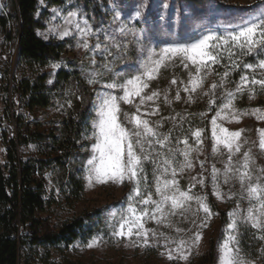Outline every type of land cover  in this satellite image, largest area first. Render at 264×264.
Instances as JSON below:
<instances>
[{"label":"rangeland","instance_id":"374dc122","mask_svg":"<svg viewBox=\"0 0 264 264\" xmlns=\"http://www.w3.org/2000/svg\"><path fill=\"white\" fill-rule=\"evenodd\" d=\"M97 1L104 13L98 21H89L80 8L66 11L64 7L56 6L51 8L52 14L47 19L46 27L38 30V33L45 40L69 41L81 58L84 77L94 92L91 131L87 139L90 145L82 149L80 159L85 184L84 195L74 207L63 204L65 208L61 213L63 215L100 213L103 216L102 228H99L90 239H77L68 247L61 245L37 248L23 245L20 251V264H218L221 255L220 245L229 234L236 237L238 243L233 246L240 249L238 255L245 264H264V216L260 215L256 202L250 203L247 196L250 183L264 185V150L259 147L260 137L257 131L264 129V119H257V116L264 115V90H261L259 85L251 83L253 77L257 80L264 79V69L244 67L245 64L258 65L259 60H264V52H259V55L256 52L245 55L235 48L227 51L217 50L220 56L218 62L208 61V66L199 72L196 65L190 61L182 62L180 57L166 60L154 73L153 79L148 80L145 77L148 87L141 93L144 97L143 103L141 97H132V103L119 101V121L126 128L130 131L136 130L133 123L125 119L124 114L127 113L129 117L138 115L142 120H147L157 134L155 138L146 137L143 135V128L140 129L144 152L140 153L139 148L136 150L138 154L150 158L144 161L143 165L145 171L142 175L147 179L142 180L141 183L142 195L134 196V200L129 201L127 199L129 195H134V181L126 178L123 183L94 182L89 186L86 178L87 161L93 155L95 143L93 123L97 119L96 108L100 103V96L105 94L122 96L123 91L120 88L110 89L105 85L123 84L126 79L141 74L143 61L147 60L152 52L159 53L169 44L186 43V41L179 39V36H173L176 35L180 25L178 0ZM240 2L255 8V13L248 18L264 12V0H240ZM141 5H143L141 16L135 17V12ZM46 7L47 1L39 0V15ZM7 12L8 7L0 0V13ZM193 22H196L195 19ZM194 25L196 26L197 22ZM65 31L68 35L63 34ZM172 31H175L174 34ZM85 44L87 47H84ZM229 52L233 53L231 58ZM248 57H253L255 60L247 62L245 59ZM241 64V77L247 76L248 83L242 85V91L238 92L237 86L241 85V77L235 81L231 76L233 65L239 67ZM61 67L62 62L57 61H51L45 66L24 65L21 63L18 43L8 42L0 33V77L4 81L5 89L0 109V155L3 159L7 155V146L2 132L5 131L8 139L16 137L14 115L22 109L17 80L24 75L47 72L52 83ZM193 79L202 80L195 91H192L190 83ZM213 84L217 85L215 89L212 88ZM253 89H255L254 96ZM229 92L234 94L232 106L221 111L217 123L230 131L243 129L237 141L240 145L239 151H235L234 144L231 153L223 144H216L212 137L211 124L222 105L227 102ZM153 93L157 95L153 96ZM243 95L247 96V104L246 107H239V100ZM149 96H152V99H147ZM221 96L224 97L222 105L209 118L210 139L208 140L204 126H188L184 115L193 110L200 98L211 106ZM258 101L259 104H256ZM254 109H260V112L253 113ZM66 110L67 107L59 100L54 109L41 113L40 118L46 120ZM197 129L201 130L199 140L193 135ZM164 136H168L169 139L163 146L156 143L157 138L163 139ZM185 139L187 145L184 143ZM186 151L187 160L183 155ZM22 153L28 157L33 153V147L23 148ZM245 153L249 154L247 168H244ZM165 159L170 161L166 173L163 171ZM188 163L191 164L190 167L187 166ZM173 169L176 173L174 177ZM154 171L160 179L161 186L165 179L177 181L174 187L167 190L168 195H178V191H183L193 197L176 209L172 208L171 201H167L162 206V212L154 213L156 219L151 218L155 205L140 203L141 199L147 198L149 192L152 200L161 199L156 193ZM245 172L251 179L246 177L242 184L240 176ZM48 177V192L52 194L55 191L58 195L60 193L56 180L58 176L49 174ZM209 191L224 215L211 208L208 202ZM195 197L205 198L204 203L209 206L212 213L210 219H207L206 227L202 226L206 214ZM129 203L134 204L137 213L145 208L148 210L149 214L141 219L144 228L149 230L147 245L135 235L131 238H117L112 235L114 227L119 226L121 214ZM250 207L253 208V214L258 217L262 225L259 228L253 227L252 221L247 220ZM112 212H115V216L111 214ZM232 212H238L239 215L230 217L229 213ZM233 218L236 220V228L228 229ZM197 233L201 235L198 243L195 242ZM94 237L99 239V243L89 248L88 244ZM181 241L185 242L183 246H180ZM169 252L173 259L168 258ZM182 254L187 255L186 260L180 258Z\"/></svg>","mask_w":264,"mask_h":264},{"label":"trees","instance_id":"16d2710c","mask_svg":"<svg viewBox=\"0 0 264 264\" xmlns=\"http://www.w3.org/2000/svg\"><path fill=\"white\" fill-rule=\"evenodd\" d=\"M46 1L47 7L39 15V0H2L8 12L0 13V33L8 42L18 43L21 63L45 66L57 61L62 62V67L52 83L47 72L24 75L17 80L22 109L14 115L16 137L8 139L5 131L2 132L7 155L5 159L0 155V264H20L23 245L68 247L77 239H90L103 223L100 213H61L65 208L63 204L74 207L84 195L80 159L82 149L90 145L87 139L91 131L94 92L84 77L81 58L69 41L45 40L38 30L46 27L52 7H64L66 11L80 8L92 22L98 21L104 13L97 0ZM178 10L180 25L173 36L186 42L207 33L234 30L240 18L255 13V8L245 6L240 0H178ZM241 66L233 67L231 77L235 81L242 75ZM4 90L0 77V109ZM246 98L242 96L239 107H246ZM223 99V96L218 97L209 106L200 98L193 110L184 115L188 126H204L209 140V118ZM59 100L67 110L42 120L40 114L54 109ZM28 147H33V153L26 157L22 150ZM49 174L58 176V195L55 191L48 192ZM208 202L213 210L224 215L210 191Z\"/></svg>","mask_w":264,"mask_h":264},{"label":"snow or ice","instance_id":"6c2138e0","mask_svg":"<svg viewBox=\"0 0 264 264\" xmlns=\"http://www.w3.org/2000/svg\"><path fill=\"white\" fill-rule=\"evenodd\" d=\"M143 5L135 12V17L141 16V11ZM64 35H68V32L65 31ZM87 47V44L84 45ZM230 48L239 49L240 53L245 55L253 54L256 52L259 55V52H264V12H261L259 15L252 18H240L234 30H228L224 35H216L208 33L201 35L198 39L186 42V43H174L169 44L166 47H163L159 53L152 52L147 60L143 61V70L141 74L132 76L125 80L123 84H108L105 85L107 88H120L123 91V95L120 97L105 94L100 96V103L96 108L97 119L93 123V137L95 143L93 145V155L87 161V180L89 186H92L95 182L96 184H105L108 182L113 183H123L127 178L131 181H134L133 194H130L127 198L129 201L134 200V196L142 195L141 183L142 180H146L147 177L143 176L144 173V161L149 160L150 158L147 155H140L137 153V148H139L140 153L144 152V145L141 143L142 132L140 131L141 127L143 128V135L146 137H157V134L149 126L147 120H142L138 115H132L131 117L125 113V119L130 123H133L135 131H130L119 121L120 106L119 101L125 103H132V97H141V103L144 102V97L141 96L144 88L148 87V84L145 80V77L148 80L154 78V73H156L159 68L164 64L166 60H171L175 57H180L183 61H190L193 65L197 66V72L202 68L208 66L207 62L212 61L213 63L218 62L220 56L217 50L227 51ZM233 55L232 52H229V57ZM158 57V58H157ZM185 63V67H187ZM234 67L236 65H233ZM246 69H253L254 67H259L264 69V60H259L258 65L254 66L253 64H245ZM227 76V73H225ZM90 83L92 81H89ZM175 83V81H173ZM192 84V91H195L196 88L202 83L200 79H193L190 81ZM248 83V77H241V85L237 86V91H242V85ZM252 84L259 85L261 90H264V79L257 80L253 77ZM217 85L213 84L212 88L215 89ZM186 91L188 89H185ZM153 96L157 95L156 93L152 94ZM252 95H255V89L252 90ZM251 98V96H250ZM147 99H152V96L147 97ZM177 99H179V94H177ZM234 99V94L229 92L227 93V102L224 103L221 107V110L217 112L216 117L211 121L212 124V137L215 140L216 144H223L225 148H228L230 153L233 150V145L235 144V151H239L240 145L237 143L241 132L239 131H230L229 129L219 125L217 123V117L220 116L221 111L224 108H229L232 106ZM214 103V101H212ZM137 111L139 108L137 107ZM260 112V109H254L253 113ZM257 119H264V115L257 116ZM238 122V120H237ZM259 134V147L264 150V129H258ZM193 135L199 140L201 136V130L197 129ZM135 138V139H134ZM169 139L168 136H164L163 139H156V143L161 146ZM151 144V142H149ZM184 143L187 145V139L184 140ZM215 151V148L213 149ZM183 155L187 160L188 152H184ZM245 164L244 168L248 167L249 154L245 153ZM170 161L168 159L164 160V169L163 171L167 172V166ZM187 166H191L188 163ZM183 165L181 166V169ZM175 169L172 171L173 177L175 176ZM153 176L156 178V193L161 197L159 201L152 200V195L149 192L147 198L141 199L140 203L143 205H148L152 203L155 205L153 215L151 218L156 219L155 212H162V206L167 202L171 201V206L173 209L181 207L184 201L193 199L188 193L183 191H178V195H168L167 190L170 187H174L177 184L175 179L163 181V186H161L160 179L156 176V172H153ZM251 177L248 176L247 172L243 173L240 176V181L243 184L244 179ZM213 180L215 181V169ZM146 187V185H145ZM247 196L251 202L255 201L258 206L260 215L264 216V185L259 183L249 184L247 189ZM200 207L203 209L206 214L205 222L202 226H207V219H210L212 213L209 206L204 203L203 197H195ZM126 213V214H124ZM124 213L121 214V220L118 227H114L112 235L117 238H131L133 235L137 239H142L143 244H148V229H145L141 223V219L144 216H147L148 210H144L137 213V209L133 203H129L127 209L124 210ZM115 216V212L111 213ZM239 215L238 212L229 213L230 217H235ZM247 220L252 221L253 227H261V223L256 215L253 214V208L250 207L248 210ZM236 228V220L233 218L231 223L228 225V229ZM126 229V231H125ZM134 229L136 231L134 232ZM201 239L199 233L195 236V242L198 243ZM99 243V239L94 237L92 242L88 244V247L91 248ZM184 241L180 242V246L184 245ZM236 237L229 234L225 241L220 245L221 255L218 258V264H245L244 260L238 255L240 249L234 247L233 245L237 244ZM168 258L173 259L171 252L168 253ZM182 259H187V255L182 254Z\"/></svg>","mask_w":264,"mask_h":264}]
</instances>
